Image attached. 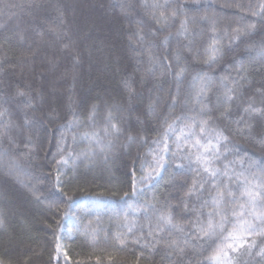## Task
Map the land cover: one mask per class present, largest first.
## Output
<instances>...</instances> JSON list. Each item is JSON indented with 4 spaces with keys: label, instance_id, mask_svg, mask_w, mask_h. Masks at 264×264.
I'll return each instance as SVG.
<instances>
[{
    "label": "trees",
    "instance_id": "obj_1",
    "mask_svg": "<svg viewBox=\"0 0 264 264\" xmlns=\"http://www.w3.org/2000/svg\"><path fill=\"white\" fill-rule=\"evenodd\" d=\"M121 2L130 5V9L122 10ZM164 2L0 0V112H5L0 121L11 124L9 133L0 135V153H7L0 155V264H169L163 243L153 249L143 247V241L133 244L131 236L126 245L115 239L118 232H127L120 227L130 202L124 194L131 193V173L135 168L137 177L141 175L142 159L148 151V146L138 142L129 146L127 137L146 136L151 144L161 130L156 117L162 111L181 115L183 106V114L191 116L203 106L202 118L209 121L210 129L229 130L232 154L228 160L253 153L255 159L264 157V145L259 143L264 139V115L244 113L250 104L264 112V62L259 57L250 61L246 44L230 46L223 37V29L229 25L250 22L248 5L256 10L259 0H168L167 10L145 7ZM241 3L244 8H237ZM221 4L228 7L213 10ZM181 5L188 7L180 8L174 22L170 20L167 26L157 24L154 12L159 17L161 11L169 14ZM205 14L215 17L216 33L207 21L200 19ZM240 16L246 19L240 21ZM185 19L189 28L187 38L177 35L180 22ZM157 28L163 30L157 32ZM140 35L145 43L151 41L156 58L167 56L177 71L175 57L179 55V66L187 69L180 86V104L174 111L165 107L169 89L173 94L176 91L174 78L166 71L161 76L159 68L155 74L146 71L148 57L138 43ZM215 35L222 37L217 44L221 56L207 67L206 49ZM165 37H170L166 43ZM262 37L264 22L256 25L251 39L258 43ZM241 61L246 69L242 80L236 74ZM201 72L213 75L214 82L207 95L201 97L202 103L194 104L192 78ZM227 76L238 83L228 81L235 93L234 99L225 104L219 81ZM21 92L23 96L18 95ZM157 96L160 103L153 113L148 106ZM92 105L98 107L94 124L86 121ZM225 108L230 114L222 115ZM109 111L113 122L122 128V135L113 139L111 149L102 151L81 137L84 132L98 131L107 143L109 138L103 136V127ZM242 114L244 123L238 126L236 120ZM25 116L34 121L31 126H23ZM73 119L84 123L67 133L64 154L71 152L72 156L64 165V179H75L57 192L53 187V156L59 133L55 129ZM180 126L182 123L178 122L177 127ZM9 137L14 143L9 142ZM89 148L94 154L76 159L78 153ZM9 161H15L23 174H9ZM195 167L176 169L168 165L166 171L161 170L162 177H157L138 197L139 202L151 201L155 196L157 207L179 205L175 208V222L189 227L194 214L185 215L181 201L194 181L199 188L200 177ZM37 197L54 199L56 205L49 211L47 201L37 203ZM193 206L199 207L196 196L190 201V207ZM139 222L144 223L142 219ZM247 240L256 242L251 255L246 247L230 253L232 264H264V257L256 255L264 247V237L253 235ZM211 251L209 248L198 255L189 247L184 264H189V258L191 264H200ZM176 259L171 257L172 261Z\"/></svg>",
    "mask_w": 264,
    "mask_h": 264
},
{
    "label": "snow or ice",
    "instance_id": "obj_2",
    "mask_svg": "<svg viewBox=\"0 0 264 264\" xmlns=\"http://www.w3.org/2000/svg\"><path fill=\"white\" fill-rule=\"evenodd\" d=\"M10 7H15L11 5ZM119 7L122 10L130 9V5L121 2ZM145 7L153 9L167 10L169 7L168 0L163 4L154 3L151 5L145 4ZM187 5H181L174 8L171 13L166 14V11H161L159 17L156 18L157 24L168 25V22L175 21V18L180 13V8H187ZM228 7L226 4H221L219 8H213L214 11H220ZM237 8H244V5L237 4ZM250 16L247 19L248 23H238L236 27L230 25L223 29V37H226L230 46H239L246 44L245 51L249 55V59L255 60L259 57L261 62H264V37L257 43L251 39L252 34L256 29L258 23L264 22V0H259L258 9L254 10L251 4L248 5ZM256 17L259 19L253 20ZM202 21H207L212 26V32L216 33V19L214 16L205 14L200 18ZM245 16H240V21H244ZM195 21V18H193ZM229 28L231 29L229 31ZM162 28H157L156 31H162ZM189 33L187 19L180 22L177 30L178 36L187 38ZM222 37L215 35L212 43L206 49L207 59L204 61L207 67H211L216 63L221 56V49L217 46L218 41ZM170 37H165L166 43ZM138 43H140L147 53L148 68L146 71L155 74L157 69H161V76L165 71L174 78L176 91L172 93L169 89L165 101V107L176 109L180 104V86L185 79L187 69L179 66L180 56L175 57V62L179 70L174 71L172 61L167 56L156 58L152 53L153 47L151 41L145 43L143 35H140ZM256 55L253 56L252 53ZM246 71L243 61L239 62V67L236 69L237 76L244 78L242 73ZM232 84H237L238 81L231 76L221 77L219 84L224 89L223 100L225 104L230 103L234 99L235 88L228 86V81ZM214 82V76L206 72L198 73L192 78V84L195 87L194 104H201V97L207 95L208 90ZM125 87H128L125 82ZM130 95L132 90L130 89ZM23 96L24 93H18ZM187 99V98H186ZM160 103V98L157 96L154 103H150L148 108L150 112L155 113L156 106ZM28 105L31 106V100H28ZM194 110V109H193ZM98 107L92 105L89 114L86 117L87 122H96V113ZM184 107L181 106V115H173V113L161 112L157 115V120L160 125V131L157 138L149 144L146 136L127 137V143L130 146L133 143H139L141 146H148V151L144 154L140 166L141 175L137 177L135 168L133 169L131 193L125 192V197L129 198L125 212V221L121 228H126L127 232H118L115 239L121 244L128 243V237H133V244H141L143 247H151L156 249L161 243L164 244L167 250V258L169 264H184L187 248L191 247L198 255H203L204 252L212 249L211 254L205 257L200 264H232V257L230 253H236L247 248L249 255L255 247V241L248 242L247 238L253 235H260L264 237V157L259 159L248 156L247 154L240 157L239 160H228V155L232 154L229 149V135L228 129H210L208 127L209 121L203 119L204 108L194 115L188 116L183 114ZM261 112L260 108L254 105H249L245 108L244 113ZM229 109L225 108L222 115H227ZM5 115V112H0V118ZM73 117L75 113H71ZM52 118L51 116L49 117ZM111 111L105 117V124L103 127V136L108 139L107 143L101 139L98 131L84 132L82 139H86L89 145H95L102 151L111 149L113 147V139H119L122 135V128L116 122ZM178 122L182 126L177 127ZM34 121H31L25 116L23 126H31ZM84 123L82 121L73 119L66 122L55 129L59 133L56 138L57 152L53 156L55 166V178L53 187L57 192H62L64 185L69 184L75 177H69L67 180L64 177L67 175V170L64 165L68 164L72 153L69 152L65 156V150L68 147L67 133L75 128L80 127ZM244 123V115L242 114L236 120L239 126ZM11 124L0 121V135L9 133ZM199 128V132L196 129ZM73 142H76V136L72 137ZM9 142L14 143L11 137ZM30 143V141L28 142ZM264 145V139L259 141ZM151 145H154L151 146ZM27 146V144H26ZM223 150V151H222ZM91 153V148L88 151H82L77 154L76 159L81 157L87 158ZM0 155H7V153H0ZM238 155V153H237ZM59 156V159H56ZM151 157V159H149ZM226 161L221 165V161ZM187 162V163H185ZM174 165L176 169L192 168L195 165L194 171L200 177L199 188L196 187L197 181H194L192 186L185 192V198L181 201L183 205L184 214L189 212L194 214V217L189 220V227L175 222V208L171 204L161 205L157 207L156 197L152 200H145L140 203L138 197L144 195L148 186L156 180L157 177H162V169L167 170L168 165ZM9 174L15 173L17 177L23 174V170L15 161H9ZM35 191V189H33ZM193 196H196L199 207H190V201ZM123 199V197H121ZM47 201L49 211L53 210L56 205V200H49L48 197H37V203ZM206 210V211H205ZM55 215V212H53ZM131 215L134 218L128 219ZM144 223H140V220ZM139 232L140 235H136ZM166 234V235H165ZM174 237V238H173ZM207 244V248L205 245ZM214 246V247H213ZM257 256L264 257V247L256 252ZM172 256H176L175 261L171 260ZM189 264L191 259L189 258Z\"/></svg>",
    "mask_w": 264,
    "mask_h": 264
}]
</instances>
